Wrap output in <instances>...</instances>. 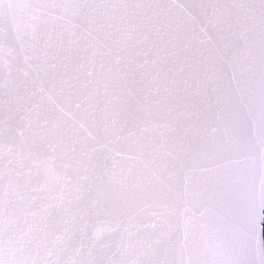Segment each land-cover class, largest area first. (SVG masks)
<instances>
[{
  "label": "snow or ice",
  "instance_id": "obj_1",
  "mask_svg": "<svg viewBox=\"0 0 264 264\" xmlns=\"http://www.w3.org/2000/svg\"><path fill=\"white\" fill-rule=\"evenodd\" d=\"M0 264H264V0H0Z\"/></svg>",
  "mask_w": 264,
  "mask_h": 264
}]
</instances>
